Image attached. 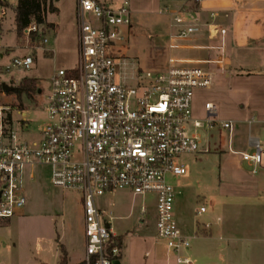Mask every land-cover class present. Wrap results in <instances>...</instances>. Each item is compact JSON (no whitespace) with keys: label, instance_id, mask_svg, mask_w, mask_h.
<instances>
[{"label":"built area","instance_id":"built-area-1","mask_svg":"<svg viewBox=\"0 0 264 264\" xmlns=\"http://www.w3.org/2000/svg\"><path fill=\"white\" fill-rule=\"evenodd\" d=\"M176 1V6L161 10L169 18L172 50L187 47L202 26L199 9L203 0ZM6 7L0 5V50L4 48ZM76 15L77 62L53 73L45 93L48 121L38 138H23L14 128L10 108L0 106V219H9L25 208L26 181L35 179V172L28 168L49 166L54 186L82 195L86 264H122L113 217L108 218L97 202L117 190L131 191L137 197L154 194L158 238L168 254L175 256L176 264H193L190 257L181 255L191 243L174 214L176 189L170 178L187 173L181 162L183 154L202 150L198 130L219 126L230 137L235 130L234 121L218 119L213 102H206L204 120L194 116L195 91L213 85L214 71L209 64L196 65L170 56L160 70L125 76L121 71L124 29L133 24L128 3L113 7L99 0H77ZM208 25L211 33L217 31L214 24ZM47 31L37 22L26 27L23 33L28 42L36 44L28 47L25 56L14 57L5 70L31 69L38 49L52 53ZM25 121L23 114L19 120L22 129L28 127ZM257 122L254 117L247 124L252 127ZM248 140L250 151L230 149L256 173L264 168V141L252 135ZM206 211L201 206L198 214ZM145 213L142 208L141 214Z\"/></svg>","mask_w":264,"mask_h":264},{"label":"rangeland","instance_id":"rangeland-1","mask_svg":"<svg viewBox=\"0 0 264 264\" xmlns=\"http://www.w3.org/2000/svg\"><path fill=\"white\" fill-rule=\"evenodd\" d=\"M124 1L129 2L133 23L131 28L124 29L126 40L122 51L125 61L121 71L125 76L131 77L136 71L144 74L160 70L167 65L170 56L186 60L204 55L192 49H170L169 18L160 13L163 8L159 0ZM108 2L116 7L114 1ZM17 3H9L2 22L4 48L0 54L5 55L0 56V83L18 87L27 77L36 81L37 89L42 93L24 92L18 96L17 93L1 92L0 106L10 108L14 128L31 140L38 138L48 121L45 93L53 73L72 68L77 62V15L73 14L76 0H60L63 14L57 18L60 20L57 31L48 22V15L55 13L50 9V0L44 4V25L50 38L48 48L54 41L55 53L38 49L31 69L6 71L5 66L14 57L25 56L29 53L28 47L36 44L35 41L28 42L23 32L17 35L14 11ZM52 3L55 6V0ZM253 47L255 49L246 52L240 50L238 44L228 46L227 54L233 64L224 72L214 64L207 65L214 71V83L210 88L197 89L194 95V116L204 120L207 116L205 104L213 102L218 108L219 120L235 122L232 136L219 126L198 130L202 150L183 154L181 162L187 173L170 178L176 189L174 214L191 243L190 250H182L181 255L190 256L196 264L205 259L219 264H260L256 263L254 247L257 243L264 245V202L259 200L264 195V169H259L256 174L245 165L244 170L241 169V156L231 150H246L247 121L254 117L259 122L251 128L263 130L261 138L264 141V42ZM246 59L252 67L244 65ZM259 66L262 71L257 69ZM23 114L28 127L22 129L19 120ZM27 171L35 172V179L26 181L25 208L9 219H0V235L3 236L0 262L56 264V250H60L58 243H69L74 250V259L83 257L86 237L81 193L54 186L49 166L29 167ZM97 202L108 218L113 217L111 223L115 233L124 237L122 264H166V246L157 236L154 194L137 197L131 191L117 190L98 198ZM201 206L207 211L198 214ZM142 208L146 211L144 215ZM153 243H158L156 250ZM221 243L227 248L219 249ZM170 259L169 264H176L175 256Z\"/></svg>","mask_w":264,"mask_h":264},{"label":"crops","instance_id":"crops-1","mask_svg":"<svg viewBox=\"0 0 264 264\" xmlns=\"http://www.w3.org/2000/svg\"><path fill=\"white\" fill-rule=\"evenodd\" d=\"M99 1L111 5V3L108 2L109 0H99ZM110 1H114L116 3L115 6H120L124 4L122 0H110ZM59 2L60 0H55V7L58 8V11L55 12L54 14L48 15V22L52 23L53 29L55 31L59 29L60 20H57V18H60L61 15L63 14V12H61ZM124 2L127 3V1ZM158 2L162 8L173 7L178 4L176 0H159ZM76 12H77V0L73 13L74 16ZM160 13H162L161 10ZM212 14H214V16H212ZM199 16L202 20V26L199 32L186 43L187 47L180 48V49L197 50L202 52V54H204L199 59H186L190 63L195 62V63L210 64V65L214 64L224 72L233 64V59L230 57L229 54H227L228 46L234 47L235 44H238L240 50L249 52L255 49L253 46L264 42V0H203L200 4ZM208 24H212V25L214 24L215 27L217 28V31L211 33L210 25ZM55 45L56 44L53 41L52 45L50 46L52 53H55ZM243 62L244 65L247 66L248 68L252 67L251 64H249L251 63L249 59H246ZM222 68H224L225 70ZM257 69L259 71H262V67L260 66L257 67ZM40 93H42V90ZM249 135L261 138V136L263 135V130L254 131L252 130L251 127H249L248 137ZM23 137L27 139L24 135ZM248 137L245 144L246 150H244V152L251 150L249 146ZM239 163L241 169H243L245 165L246 167L251 169L252 174H256L258 172L257 171L256 173H254L253 166L249 162L243 161L242 157L240 158ZM259 200L261 202H264V195H261L259 197ZM184 235L186 234L184 233ZM2 239L3 236L0 235V240ZM59 244H62L65 247L70 263L75 264L83 261L85 252L83 257L74 259L73 258L74 250L70 248L69 243H58V247ZM157 244L158 243H153V248H155V250ZM124 245L125 243L123 242L122 249ZM226 248L227 245L225 243H221L219 245V249H226ZM164 254L165 256L164 255L163 256L166 258V264H169L172 255L168 254L167 247ZM60 255L61 252L60 250L58 251L57 249L56 256L58 260L56 264H58ZM254 256L256 258V263H260V264L264 263V245L262 243H257V245L254 247ZM186 257H190V256L187 255ZM0 264H6V263L0 262ZM193 264H196L195 261L193 262ZM199 264H219V263L211 261V259L210 260L205 259L204 261L201 260Z\"/></svg>","mask_w":264,"mask_h":264},{"label":"trees","instance_id":"trees-1","mask_svg":"<svg viewBox=\"0 0 264 264\" xmlns=\"http://www.w3.org/2000/svg\"><path fill=\"white\" fill-rule=\"evenodd\" d=\"M47 0H18V3L14 9L15 11V24H16V32L17 35L22 34L23 30L28 27L32 22H37L39 24H44L45 17H44V4ZM8 6L9 4L2 3L0 0V5ZM50 9L52 12H57L58 8L55 7L50 0ZM52 25V24H49ZM39 91L37 89V84L34 79L24 78L16 90L5 91L3 89L2 83H0V93H17L18 96H21L24 92L33 93ZM124 237L119 235L117 238L116 245L122 247ZM60 248V259L58 264H74L70 263L68 259V254L65 247L62 244H59ZM75 264H86L84 261Z\"/></svg>","mask_w":264,"mask_h":264},{"label":"water","instance_id":"water-1","mask_svg":"<svg viewBox=\"0 0 264 264\" xmlns=\"http://www.w3.org/2000/svg\"><path fill=\"white\" fill-rule=\"evenodd\" d=\"M2 86H3V89L5 90V91H10V90H16L17 89V87H15V86H12V85H9V84H7L6 82H3L2 83ZM41 92V89H39V93ZM108 226H110L109 224H108ZM120 261H117V263H119Z\"/></svg>","mask_w":264,"mask_h":264}]
</instances>
